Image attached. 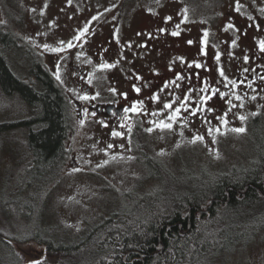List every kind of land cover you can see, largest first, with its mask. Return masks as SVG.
Masks as SVG:
<instances>
[{
  "label": "rangeland",
  "instance_id": "374dc122",
  "mask_svg": "<svg viewBox=\"0 0 264 264\" xmlns=\"http://www.w3.org/2000/svg\"><path fill=\"white\" fill-rule=\"evenodd\" d=\"M239 16L249 33L245 37L232 23ZM116 26L122 29L116 30ZM0 28L12 31L24 43L9 55L13 70L24 79H35L37 75L30 72L32 59L43 60L61 86L70 116L66 139L69 155L60 178L46 190L24 182L27 128L11 126L0 136V195L11 194L9 190L14 189L12 196L20 202L24 214L18 218L3 215L5 230H32L41 213L39 206L44 203L42 215L57 223V238L75 240L119 207L123 201L120 192H142L153 186L155 181L148 172L156 167L145 162V153L181 177L184 172L199 175L229 169L252 157L254 119H259L264 135V51L260 48L264 40V0H0ZM85 28L87 32L80 36ZM115 34L116 42L111 44L108 38ZM77 36L80 39H75ZM69 42L73 47H67ZM112 46L115 65L104 59ZM61 47L63 51L52 50ZM197 62L200 84L193 89H169L168 95L150 89L147 111L136 120L137 144L128 126L105 123L101 120H109L105 115L83 109L76 95L78 85L72 78L74 65L79 69L87 66L100 74L97 64L101 63L106 71L102 86L109 82L111 71L121 75L140 72L142 77L164 82L171 77V70L184 65L192 68ZM203 81L208 82L206 93L199 92L204 88ZM228 81H236V86ZM213 88L219 89L216 95H212ZM220 92L226 95L221 97ZM201 95L212 98L193 115ZM156 96L158 100L153 98ZM185 97H190L188 111L181 108L177 119L168 121ZM166 103H173V108H164ZM30 113L19 95L0 90V120H15ZM221 117L227 120L226 125ZM161 120L172 123V127H158ZM235 128L245 131H232ZM113 132L122 135L114 136ZM197 136L204 139L196 140ZM17 248L25 264H35L43 247L28 241ZM214 264H264V240L257 239Z\"/></svg>",
  "mask_w": 264,
  "mask_h": 264
},
{
  "label": "trees",
  "instance_id": "16d2710c",
  "mask_svg": "<svg viewBox=\"0 0 264 264\" xmlns=\"http://www.w3.org/2000/svg\"><path fill=\"white\" fill-rule=\"evenodd\" d=\"M19 46L24 43L15 33L0 28V90L19 95L31 111L0 120V136L11 126L27 128L24 182L46 190L60 178L69 155L67 99L43 60L32 59L35 79L13 70L9 55ZM258 122L254 119L251 126L252 157L226 170L184 172L181 177L145 153V162L156 167L148 172L153 186L120 192L119 207L72 241L57 238V223L42 215L44 203L32 230H5L3 215L24 214L12 196L14 189L1 194L0 264H25L17 246L28 241L42 245L36 260L41 264H214L264 240V135Z\"/></svg>",
  "mask_w": 264,
  "mask_h": 264
},
{
  "label": "flooded vegetation",
  "instance_id": "af4514ba",
  "mask_svg": "<svg viewBox=\"0 0 264 264\" xmlns=\"http://www.w3.org/2000/svg\"><path fill=\"white\" fill-rule=\"evenodd\" d=\"M169 18V17H168ZM170 22H173L169 19ZM233 25L236 26V30L239 31L240 35L244 37L249 35L248 30L245 29L244 23L241 20L240 16L235 18L232 21ZM116 30H120L119 26L115 27ZM118 33V31H115ZM117 35H111L108 38L111 44L115 43V37ZM212 58L214 55L212 53ZM107 58V59H106ZM116 52L113 46L109 49V54L105 56L106 59L111 64H116L115 61ZM206 57V62L209 61ZM211 58V60H212ZM91 63H94V60H91ZM96 64V63H95ZM94 64H89V66ZM100 70V74H96L94 71L88 69L87 66L79 67L74 65L72 71V78L78 85L77 97L78 100L82 103L84 110H95L98 116L105 115L109 120H103L105 123L113 122L118 125L128 126L131 128L130 135L137 144V141H140L139 134L137 135V127L139 126L136 122L137 119H140L142 115H145L144 112L147 111L145 104L147 99L152 95L150 89L154 87L157 91L156 94L160 93L163 95H168L169 89H176L181 87L183 91L191 90L195 85L200 84L198 77V62L194 63L193 67L190 68L188 65H184L179 69H174L170 71L171 77L163 81H153V77L147 76L142 77L140 72L133 75H121L119 71H111L109 73V82L102 86L104 83L106 71L102 68L101 63L97 64ZM205 64L203 67H206ZM178 76L183 77V79H177ZM175 81V83H170ZM203 81L201 84L203 87L208 84ZM179 85L177 87L176 85ZM214 87V86H213ZM139 88L140 91L137 92L135 89ZM84 97H87L85 99ZM69 100V98H68ZM70 102V101H69ZM132 106H138V112H125V109H129ZM67 106V113H68ZM138 139L135 140V138ZM131 140V139H130Z\"/></svg>",
  "mask_w": 264,
  "mask_h": 264
},
{
  "label": "snow or ice",
  "instance_id": "6c2138e0",
  "mask_svg": "<svg viewBox=\"0 0 264 264\" xmlns=\"http://www.w3.org/2000/svg\"><path fill=\"white\" fill-rule=\"evenodd\" d=\"M33 11H35V9H33ZM94 19H95V17H94ZM168 19H171V17H169ZM229 27H234V26H233V25H229ZM85 32H87V28H85V29L80 33V36H82ZM177 34H178V33H173V35H177ZM80 36L75 37V39H77V40L80 39ZM189 43H191V41H189ZM61 44L63 45V42H61ZM233 45H235V41H233ZM45 47H47V46H45ZM67 47H68V48H71V47H73V44H72L71 42H69V43L67 44ZM260 48H261L262 51H264V40L260 41ZM52 50H53V51H63V47L58 48V49H52ZM217 59H219V57H217ZM245 60H247V57H245ZM199 66H200V65H197V67H199ZM103 67H112V65H103ZM245 71H247V70H245ZM220 75H221V76H224V72H223L222 69L220 70ZM57 78L59 79V76H58ZM177 79H178V80H179V79H183V77L178 76ZM225 79L227 80V77H225ZM228 82H229L230 84H232L234 87L236 86V81H228ZM170 83H175V81H172V82H170ZM205 83H207V82H205ZM176 86L179 87L178 84H177ZM135 90H136L137 92L140 91L139 88H136ZM208 90H209V89H208V87L206 86V87H204V88L199 89V92H201V93H206ZM211 92H212V95H216V93L219 92V89H215V88H213V89H211ZM225 95H226L225 93L220 92V96H221V97H223V96H225ZM84 98L87 99V97H84ZM153 98H154V99H157V100L159 99L158 96L153 97ZM189 98H190V97H185V102H184V103H181V104H180V107L175 108V110L172 112V114L168 116V118H167L168 121H175V120L177 119V117L180 115L181 108H183L185 111H188V108L190 107V105L187 103V101H188ZM211 98H212V96H210V95H201V96H198L197 107L194 108V109L192 110V114L195 115L197 112L202 111V110H203V106L206 105V101L210 100ZM254 98H255V97H253V99H254ZM177 99H180V98L178 97ZM236 99H237V100H240L241 97L237 95V96H236ZM228 103L231 104V101H228ZM233 107H235V105H233ZM164 108H166V109H172V108H173V103H166V104L164 105ZM139 110H140V109H139L138 106H132V107L129 108V109H125V112H126V113L129 112V111H131V112H138ZM207 110H208V111H213V109H211V108H208ZM153 115H156V113L154 112ZM225 115H226V114H225ZM239 118H240L241 120L246 119V117H244V116H240ZM220 119L223 120V123H224L225 125L227 124V120H226V119H224L223 117H221ZM154 123H155V122H154ZM157 126L160 127V128H162V129H164V128H168V129H170V128L172 127V123L165 122L164 120H161V121H159V123L157 124ZM148 131H152V129H148ZM211 131H212V130L209 129V132H210V133H211ZM216 131L219 132V131H220L219 128H217ZM232 131H235V132H244L245 129H244V128H235V129H232ZM112 134H113L114 136L122 135V134L119 133V132H113ZM195 139H196V140H203L204 138H203L202 136H197V137H195ZM110 147H111V145H110ZM35 264H41V262L36 261Z\"/></svg>",
  "mask_w": 264,
  "mask_h": 264
}]
</instances>
